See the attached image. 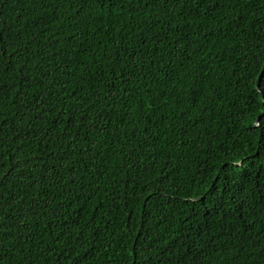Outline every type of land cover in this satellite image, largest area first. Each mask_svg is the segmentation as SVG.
I'll list each match as a JSON object with an SVG mask.
<instances>
[{
	"label": "trees",
	"instance_id": "obj_1",
	"mask_svg": "<svg viewBox=\"0 0 264 264\" xmlns=\"http://www.w3.org/2000/svg\"><path fill=\"white\" fill-rule=\"evenodd\" d=\"M0 264H264V0H0Z\"/></svg>",
	"mask_w": 264,
	"mask_h": 264
}]
</instances>
